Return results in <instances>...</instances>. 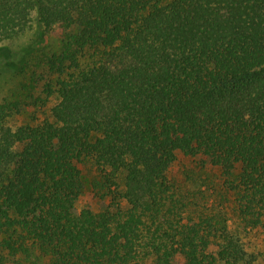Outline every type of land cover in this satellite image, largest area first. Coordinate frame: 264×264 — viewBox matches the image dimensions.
<instances>
[{
    "label": "trees",
    "instance_id": "16d2710c",
    "mask_svg": "<svg viewBox=\"0 0 264 264\" xmlns=\"http://www.w3.org/2000/svg\"><path fill=\"white\" fill-rule=\"evenodd\" d=\"M34 13L63 45L0 64V264H264V0H0V50Z\"/></svg>",
    "mask_w": 264,
    "mask_h": 264
},
{
    "label": "rangeland",
    "instance_id": "374dc122",
    "mask_svg": "<svg viewBox=\"0 0 264 264\" xmlns=\"http://www.w3.org/2000/svg\"><path fill=\"white\" fill-rule=\"evenodd\" d=\"M62 38L59 36L57 31H46L43 29L36 18V13L33 14L32 23L25 32L16 37L13 41L7 43L11 50L8 48L0 50V64L7 54L10 56L6 59L10 68L16 67L19 58L26 57L33 53L29 58L30 63H41L45 57L51 55L52 53L58 52L62 47ZM12 51V52H10ZM15 60V63L12 62ZM15 64V65H14ZM41 71V70H40ZM31 76L24 77L23 75L17 76L16 74L6 70L5 67L0 65V103L5 97H10L14 95L20 89L22 83L30 84ZM33 104L25 105V112L29 116L31 110L34 108ZM90 207L98 211L102 205L98 203L97 197L89 189L81 197L80 201L77 203L76 209L80 212L82 209ZM30 264V263H26ZM36 264H45L44 262H39ZM218 264H226L224 262H219Z\"/></svg>",
    "mask_w": 264,
    "mask_h": 264
}]
</instances>
